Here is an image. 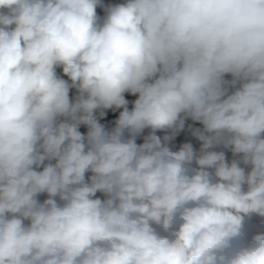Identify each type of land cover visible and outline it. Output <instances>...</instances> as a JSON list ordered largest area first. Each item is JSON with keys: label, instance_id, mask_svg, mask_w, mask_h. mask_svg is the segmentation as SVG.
Returning a JSON list of instances; mask_svg holds the SVG:
<instances>
[{"label": "clouds", "instance_id": "clouds-1", "mask_svg": "<svg viewBox=\"0 0 264 264\" xmlns=\"http://www.w3.org/2000/svg\"><path fill=\"white\" fill-rule=\"evenodd\" d=\"M0 264H264V0H0Z\"/></svg>", "mask_w": 264, "mask_h": 264}, {"label": "trees", "instance_id": "trees-1", "mask_svg": "<svg viewBox=\"0 0 264 264\" xmlns=\"http://www.w3.org/2000/svg\"><path fill=\"white\" fill-rule=\"evenodd\" d=\"M97 12V11H96ZM97 15L101 18H103L104 15H101L97 12ZM125 95V99L128 101V108L129 110H131L132 106H133V102L135 101V99L137 98V95H133V94H130L129 93V96L127 97L126 93L124 94ZM97 115V119H105L109 122L108 126L105 127L106 130H111L113 127H115V121L118 119L119 117V114L118 115H115V116H107V115H104V116H99V113L97 112L96 113ZM188 120H190V118L186 119L185 120V128L190 132V135L193 137V138H196L195 136L192 135V131L191 129H194V128H202V125H200L199 122L197 121H192V122H188ZM102 124V123H101ZM191 126V127H189ZM79 129L83 132H81L82 134L86 135L87 134V126L86 125H80ZM148 131L149 129L146 128L143 130V132L138 135L136 137V142L137 144H140V143H143V137L148 135ZM125 135L127 136V133H125ZM88 175H91V173H86V177ZM43 194V196H42ZM38 196V199L40 201H43L44 199L47 198V194L46 193H42ZM102 194V193H101ZM100 197V196H99ZM101 199H103V194L101 195L100 197ZM260 228V225H259V218L258 217H253V219L251 221H248L246 222L245 224V232L248 234V235H251L254 231L256 230H259Z\"/></svg>", "mask_w": 264, "mask_h": 264}, {"label": "bare ground", "instance_id": "bare-ground-1", "mask_svg": "<svg viewBox=\"0 0 264 264\" xmlns=\"http://www.w3.org/2000/svg\"><path fill=\"white\" fill-rule=\"evenodd\" d=\"M201 125V124H200Z\"/></svg>", "mask_w": 264, "mask_h": 264}]
</instances>
